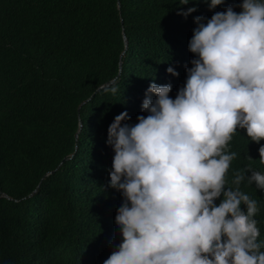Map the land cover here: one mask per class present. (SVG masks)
<instances>
[{"label":"trees","instance_id":"obj_1","mask_svg":"<svg viewBox=\"0 0 264 264\" xmlns=\"http://www.w3.org/2000/svg\"><path fill=\"white\" fill-rule=\"evenodd\" d=\"M242 2L0 0V264H103L122 242L110 124L125 111L131 125L149 115L142 103L152 83L171 84L175 99L198 59L189 50L195 17L239 13ZM189 8L197 11L181 14ZM261 145L237 130L226 187L249 166L264 174ZM250 175L240 189L257 201L264 251V190Z\"/></svg>","mask_w":264,"mask_h":264},{"label":"clouds","instance_id":"obj_2","mask_svg":"<svg viewBox=\"0 0 264 264\" xmlns=\"http://www.w3.org/2000/svg\"><path fill=\"white\" fill-rule=\"evenodd\" d=\"M222 3L210 0V8ZM240 7L195 17L189 50L198 59L175 99L171 84L152 83L142 103L149 115L131 125L125 111L110 124L109 186L124 198L115 217L122 242L103 264H264L257 201L240 189L251 172L248 183L264 190V174L249 166L226 187L237 130L264 140V0ZM259 155L264 164V145Z\"/></svg>","mask_w":264,"mask_h":264},{"label":"water","instance_id":"obj_3","mask_svg":"<svg viewBox=\"0 0 264 264\" xmlns=\"http://www.w3.org/2000/svg\"><path fill=\"white\" fill-rule=\"evenodd\" d=\"M118 6H119V8L121 7V2L120 1H118ZM124 40H125V49H127L128 48V45H129V42H128V38H127V36L124 34ZM104 86H101V87H99L98 89H97V91H99L100 89H102ZM52 172H50V173H48L47 175H49V174H51ZM46 175V176H47ZM45 176V177H46ZM32 195V194H31ZM31 195H29V196H31ZM28 196V197H29ZM1 197H6V198H8V199H12L10 196H8L7 194H5V193H2L1 194Z\"/></svg>","mask_w":264,"mask_h":264}]
</instances>
